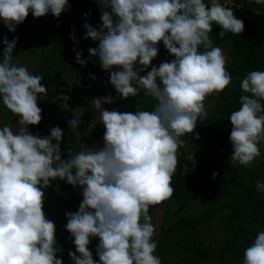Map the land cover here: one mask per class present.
Listing matches in <instances>:
<instances>
[{
	"label": "clouds",
	"instance_id": "obj_1",
	"mask_svg": "<svg viewBox=\"0 0 264 264\" xmlns=\"http://www.w3.org/2000/svg\"><path fill=\"white\" fill-rule=\"evenodd\" d=\"M98 2L104 8L102 25H84L85 38L99 41L89 52L110 72V83L122 99L143 89L156 103L151 111L133 114L104 108V103H113L111 96L94 98L91 104L106 128L104 146L70 150L64 159L59 126L46 136L29 130L43 118L38 100L47 88L42 75L14 62L19 38L4 37L0 102L18 117L19 128L0 127V264H64L57 257L56 225L44 211V189L56 178L82 187L78 211L65 213V228L76 246L69 252L74 264H97L89 250L93 237H99V264H162L154 254L158 243L149 209L173 195L177 150L185 145L182 137L207 116L204 101L232 82L223 50L213 46L210 34L215 23L223 29V40L225 34L242 33L245 23L221 0ZM70 7L69 0H0V20L15 32L30 12L37 18L50 12L59 17ZM160 41L175 59L141 75L158 56ZM76 59L86 63L82 52ZM114 66L119 70L112 71ZM240 87V107L229 115L230 160L247 167L261 155L258 144L264 140V70L249 71ZM59 99L69 98L61 94ZM68 123L75 130L80 119L75 116ZM256 189L264 193V181H257ZM242 264H264V230L245 248Z\"/></svg>",
	"mask_w": 264,
	"mask_h": 264
},
{
	"label": "trees",
	"instance_id": "obj_2",
	"mask_svg": "<svg viewBox=\"0 0 264 264\" xmlns=\"http://www.w3.org/2000/svg\"><path fill=\"white\" fill-rule=\"evenodd\" d=\"M221 3L233 8L236 17L244 21L245 28L236 35L225 34L222 40L219 33L223 29L214 23L210 34L216 44L214 46L223 45L227 50L225 67L232 75V82L224 91L204 101L205 107L210 109L207 112L209 117L206 120L198 119L193 132L182 137L185 145L177 150V169L170 182L173 195L149 209L152 223L158 220V211H164L161 231L153 236L158 243L154 254L161 258L162 264H191L188 260H195L197 264H234L243 257L245 248L257 233L264 230V193L256 189L257 181H264V159L260 165L254 162L247 167L232 164L230 157L233 146L229 139L233 127L229 115L240 107L242 79L249 71L264 70V4H256L254 0H221ZM69 4L71 7L59 17L50 12L37 18L30 12L26 20L17 25L15 32L0 20V29L12 39L18 37L17 46L26 50L32 60H37L36 73L43 76L41 83L44 86L50 83L52 73L59 67L62 75L69 74L66 62L73 52L99 46V41L85 38L87 29L84 25L88 23L99 29L103 23V6L98 0H69ZM39 35L43 36L44 42L35 38ZM5 48L4 44L2 53ZM159 49L158 56L145 71H150L153 65L158 67L164 61L175 59L163 43ZM155 103L154 98L141 89L136 97H132L127 112L151 111ZM38 106L44 117L47 105L38 102ZM51 122L42 118L34 130H29L44 136L46 125ZM197 133L199 139L196 138ZM95 134L103 139V131ZM70 150L72 153L70 148L62 158L68 159ZM194 154L198 157H193ZM185 166L189 169L186 173ZM213 173L218 175L213 177ZM60 185L61 201L76 198L77 201L66 203L70 212L78 211L83 200L82 187L70 185L61 179ZM44 191L45 196H57L59 193L52 184ZM49 211L56 213L60 210L50 207ZM215 224H218L220 231L217 238L210 235L211 239H216L214 246L207 242L205 233L215 229ZM55 235L59 249L65 245L64 241L73 242L74 239L70 232ZM98 244L99 237L91 238L89 250L97 264Z\"/></svg>",
	"mask_w": 264,
	"mask_h": 264
},
{
	"label": "rangeland",
	"instance_id": "obj_3",
	"mask_svg": "<svg viewBox=\"0 0 264 264\" xmlns=\"http://www.w3.org/2000/svg\"><path fill=\"white\" fill-rule=\"evenodd\" d=\"M1 23L2 22H0V24ZM5 36H7L9 40H12V38L7 33L0 29V58L3 57L4 53L1 52V47L4 45L3 40ZM35 38L41 42H44L42 35H39V37ZM162 43L163 41L159 42V48H161ZM214 45L216 44L213 43V46ZM219 47L223 50L227 64V50L223 45H219ZM90 48L96 47H88L86 49L73 52L70 55L69 60L66 62V70H69L68 75H62L60 72V67L59 69H55L50 77V83L45 85L47 88V95L42 96V99L38 100V102H43L47 105V112L45 115H43V120L52 121L46 125L44 136L49 135L50 129L56 126H59L64 132L63 139L60 141L62 155H64L70 148L72 149V153H76L80 150H90L91 148H102L104 146V140L95 134V132L98 131H103L105 133L106 128L99 120V111H96V109H94L91 104V101L94 98H103L105 96L113 97V103H104L102 105L109 111L117 109L120 112H127L130 107V103L132 102L131 96L127 99H122L120 97L114 86L110 83V72L101 67L99 57L91 55L89 52ZM77 52H82V59L86 61L85 64L81 65L77 62ZM13 55L15 63L26 66L31 73L37 75V60H32L26 50H23L16 45ZM116 70L119 69L114 66L112 71ZM140 74L146 75L147 71L141 72ZM61 94L67 96L69 99L67 101L59 99ZM206 111L208 112L210 109L206 108ZM12 114L13 113L6 109L2 102H0V127L7 124L12 127L14 132H16L18 131L17 128H19L18 124L16 123L18 117ZM10 116H14L16 120ZM75 116L77 119H80V123L78 128L73 130L70 127L68 121L74 119ZM207 117H209V115L202 118L203 120H206ZM56 119H62L63 121L56 122ZM37 126L38 125H30L29 128L34 130ZM54 143H56V141H54ZM258 147L260 148L261 155L256 157L254 163L260 165V162L264 159V140L259 142ZM193 157L198 156H195L194 154ZM51 184L59 193L57 196H54L53 194H47L45 196L44 211L47 218L55 223L56 233L63 234L69 232L65 228V225L68 222V218L66 217L65 213L70 212L68 210L69 206L66 202L70 200L75 202L77 200L76 198H71L70 200L67 199L65 202L61 201L60 196L62 194V187L60 185L59 178L54 179ZM50 207H52V209H59L60 211L56 213H52L50 211L48 212ZM157 215L158 220H155L153 224L156 226L155 234L159 235L164 211L159 210ZM219 231L220 229L218 224H215V229H211L209 233H205V237H208L207 242L212 243L215 246L216 239H211L210 237L215 236L217 238ZM64 242L65 245L63 248L61 247L60 251H58L57 257L62 258L64 260V264H74L73 260L69 256V252L75 251L74 248H76V246L70 240ZM188 261H190L191 264H197L195 260ZM242 262L243 257L238 259L234 264H242Z\"/></svg>",
	"mask_w": 264,
	"mask_h": 264
}]
</instances>
